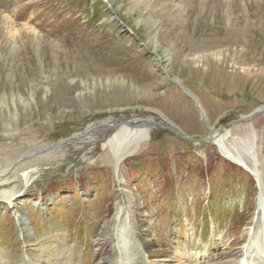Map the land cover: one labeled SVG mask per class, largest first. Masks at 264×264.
I'll return each mask as SVG.
<instances>
[{
  "label": "rangeland",
  "instance_id": "374dc122",
  "mask_svg": "<svg viewBox=\"0 0 264 264\" xmlns=\"http://www.w3.org/2000/svg\"><path fill=\"white\" fill-rule=\"evenodd\" d=\"M218 49L225 62L196 60ZM263 109L264 0H0V172L51 158L25 164L29 184L23 170L4 175L0 256L36 260L32 243L50 234L104 264L127 203L137 264L183 253L184 235L193 252L235 264L258 189L212 137L230 133L264 180V114L250 118ZM122 124L151 134L117 171L103 144Z\"/></svg>",
  "mask_w": 264,
  "mask_h": 264
},
{
  "label": "bare ground",
  "instance_id": "6f19581e",
  "mask_svg": "<svg viewBox=\"0 0 264 264\" xmlns=\"http://www.w3.org/2000/svg\"><path fill=\"white\" fill-rule=\"evenodd\" d=\"M24 26L27 27V25H24ZM29 29H31L33 33H36L34 31L35 28L33 29L29 27ZM155 34L157 36L156 32ZM226 57L227 55L225 54V51L223 49H218L215 51H211L210 53H207V54L196 56V60L204 59L208 61L211 58L212 60H216V62L218 63H222V62H225L224 59H226ZM165 60L167 63H170L172 61V58L169 59L167 58V56H165ZM239 65H242V64H239ZM243 69L245 71L249 70L247 68H243ZM179 82L181 84V81ZM187 92L191 93L188 90ZM194 100L197 102L198 108H200L204 112L205 118H207L208 120L207 113L205 112V108H203L202 104L200 103V100L197 97H195ZM150 134H151V130L149 128L138 127L133 124H128V125L122 124L118 127V132L116 133V135L113 138H111L108 142L103 144L104 145L103 147L105 150L112 151L114 162H115V167L117 171L119 170L120 162L124 160L129 154L135 153L138 148H142L144 146V143H142V141L144 140L148 141L150 139ZM230 135H231L230 133H226L225 135L215 134L214 135L215 137H212V139L215 140L216 138L214 142L218 146L220 152L225 157H228V160L232 162L234 161L233 163L237 162L249 168L255 174L256 179H258L261 182V185L259 184L261 191L259 192V199H258L259 200L258 206L261 207V212L259 213L258 222L256 225L257 231L253 227L249 229V235L250 233L252 235L251 241L248 245L246 246L244 245L243 246L244 248L242 247V249L240 250V254L235 258L234 263L241 264L242 260L246 259L247 264H264V180H263V175H262L261 170L258 167L251 168L244 161L243 156L241 155L240 152L235 151V150L232 151V149L227 145L228 137ZM253 137L254 139L257 138V134L254 133ZM253 157L255 159V164L258 166L257 158H255V156ZM43 159L51 160V158L48 156L43 157V156H38L36 154V155L28 156V159H26V162H24L23 159H21L20 161L14 162L11 165L7 166L4 171L0 172V185L4 182L3 181V178H5L4 175L12 174V173H15L16 171L20 172V170H23L22 171L23 173H21L22 174L21 178H23L26 181V184L27 183L29 184L30 183V173L32 170L24 169L26 167L25 164H27V162H31V163L35 162L34 163L35 165L36 163L37 164L41 163ZM15 195H16L15 193L8 194L4 196L3 198L8 204H11L12 200L15 199ZM127 205H128L127 203H124L122 208H120L118 218H117L119 221V224L115 226V231H116L115 239H117V243L111 246L110 255L106 258V262H104V264L105 263L106 264H137L136 261L140 259L139 255H141V253L145 251L143 250L144 247L138 242L137 235L131 234V231L128 229L130 225V221L128 222L127 226L123 224L122 222V215L124 213V207L127 209ZM189 232L193 233V230L188 229L187 233ZM258 232H260V234L262 235V239H263V241L260 243H258L257 239L255 238ZM104 236L105 235H103V237ZM190 237L192 238L193 235H191ZM185 238H186L185 235L183 237H180V239L184 241V244L182 245V249H181L183 250V253L176 254L171 259H167L165 261V264L166 263L168 264H211V263L217 264L219 259L213 257L212 255H209L207 252L205 253H201L198 251L193 252L191 249H188L185 246V244H187L185 242ZM68 242L70 243V239L68 236L51 237L50 234H47L44 239H40V241L38 240V242L32 243V245H36L37 247V248L32 247V249L38 250V253L36 255L37 259L35 260L31 255H30L31 258H33L34 260L26 256L27 258L25 257V259H23V261L20 264H83L84 260L80 258L78 247L75 246L72 249L69 247ZM178 242L181 243L180 241ZM1 252L2 251H0V253ZM80 259L83 261H81ZM143 261L146 263L148 259L143 258ZM0 264H11L10 259H8L6 254H2L0 256Z\"/></svg>",
  "mask_w": 264,
  "mask_h": 264
},
{
  "label": "water",
  "instance_id": "95a60500",
  "mask_svg": "<svg viewBox=\"0 0 264 264\" xmlns=\"http://www.w3.org/2000/svg\"><path fill=\"white\" fill-rule=\"evenodd\" d=\"M189 92H187V94H188ZM189 95V94H188ZM189 96H191V95H189ZM192 97V96H191ZM193 98V97H192ZM262 114H264V110H258L256 113H254L252 116H250V118L251 117H253V116H255V115H262ZM249 119V118H248ZM223 155V154H222ZM224 156V155H223ZM244 168H245V170H247L254 178H256L255 177V175H254V173H253V171H251L249 168H247V167H245V166H243Z\"/></svg>",
  "mask_w": 264,
  "mask_h": 264
}]
</instances>
